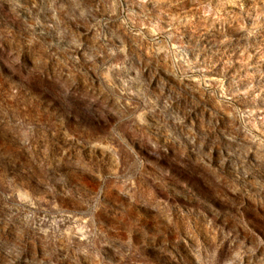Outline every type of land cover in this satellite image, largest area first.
<instances>
[{
  "label": "rangeland",
  "instance_id": "374dc122",
  "mask_svg": "<svg viewBox=\"0 0 264 264\" xmlns=\"http://www.w3.org/2000/svg\"><path fill=\"white\" fill-rule=\"evenodd\" d=\"M0 264H264V0H0Z\"/></svg>",
  "mask_w": 264,
  "mask_h": 264
}]
</instances>
